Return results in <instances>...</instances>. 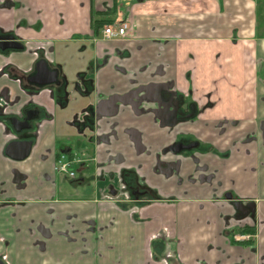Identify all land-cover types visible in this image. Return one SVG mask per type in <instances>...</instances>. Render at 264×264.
<instances>
[{
	"label": "crops",
	"instance_id": "1",
	"mask_svg": "<svg viewBox=\"0 0 264 264\" xmlns=\"http://www.w3.org/2000/svg\"><path fill=\"white\" fill-rule=\"evenodd\" d=\"M5 1L11 6L0 7V29L14 28L25 42L53 39V57L68 85L54 95L27 91L13 77L19 74L8 75L6 68L30 73L34 54L0 55V261L256 264L252 249L229 235L253 222L237 220L233 203L222 197L233 190L264 199V0ZM102 10L115 12L109 17L114 24L130 19L136 27L128 38L106 41L104 59H98L97 49L82 45L90 42L92 13ZM99 61L105 62L93 73L95 89L85 94L81 75ZM154 85L194 90L199 118L166 127L169 120L162 125L155 101H146L140 115L128 104L113 105L117 114L99 120V135L107 137L96 146L102 180L90 181L85 173V181L73 184L61 177L56 160L78 136L88 109ZM29 111L40 113L31 123L34 138L11 123L25 121ZM131 130L140 132L145 151H137ZM187 135L230 156L164 154ZM31 140L26 160L6 155L11 142ZM160 161L178 171L158 173ZM130 169L160 201L126 209L118 197L121 173ZM256 215L264 220V202Z\"/></svg>",
	"mask_w": 264,
	"mask_h": 264
},
{
	"label": "flooded vegetation",
	"instance_id": "2",
	"mask_svg": "<svg viewBox=\"0 0 264 264\" xmlns=\"http://www.w3.org/2000/svg\"><path fill=\"white\" fill-rule=\"evenodd\" d=\"M6 6H11L10 1L0 0V7L5 8ZM114 14L115 12L111 13L107 10L97 11L94 14L92 13L90 19V37L87 39L90 42L89 44L82 45V48L89 50V48L94 47L95 49H97L98 59H104L99 56L102 55V52H104V45L107 44L105 43L106 41L128 38L132 35L136 27L130 19L119 20L117 21L118 23L114 24L115 21L109 18ZM101 20L106 21L103 26H101V24L99 23V21ZM108 21H110L111 24H108ZM122 24L127 25L128 32L126 36L110 39L104 34V30L109 25ZM15 33L16 31L14 30V28L9 31H3L2 29H0V44L3 42H15L21 46L20 49H10L4 47H2V49L0 45V55L6 56L8 54H11L12 52H32V54H34V56L36 57V62L34 64V68L30 73H24L22 71L19 72L14 68L11 69V67H7L6 71L8 70V75L18 73L19 77H13L18 78L17 81H19L21 86L27 91L31 90L39 93L45 89L47 91H50V93L54 95L55 92L60 89H67L68 82L66 80L64 81L63 78L65 77H62L63 73L61 67L60 65L55 63L53 57L55 41L48 37L43 40L34 39L32 40V42H25ZM9 38H12V40L9 41ZM104 62L105 61H99L96 67L92 65V68H90V72L88 71L89 73H84V75H81L82 84L79 85V87L85 89V91H83L85 92V94H88L95 89V79L93 77V73L95 71L98 72V69H100V66ZM41 63H45L47 67L46 72L52 75L48 76V73L44 75V70L40 67L43 66V64ZM85 74H90L92 76H85ZM53 75H55V80L53 82L47 84L40 83L41 81H48V79L50 80ZM126 96L128 97V99L125 100V102H118L119 99H123ZM149 100L156 102L155 105L157 107L154 109V112L157 113L160 121L162 122V125H165V122L169 120V123L166 124V127H174L180 123H187L189 121L196 120L199 118L202 111V109L199 108L194 90L187 91L185 94L173 92L170 85H154L146 89H138L137 91H134L122 97L114 96L113 100L103 101L102 103H100L98 105V108L100 107L99 110H94L92 108L87 110V115H85V117L83 118L84 121H82V125L81 122L80 124L79 122L77 123L78 136H74L72 140L73 143L72 145H70V147L68 146V148L61 150V153L56 160V171L60 172V174L64 178L66 177L68 181L72 182L73 184H80L81 182L85 181L83 177L85 173L88 174L87 179H89L90 177V181L94 180L99 184V181L102 180L100 178L102 171L101 164L98 162L96 155V146L97 144L104 142L107 139L106 136H103L102 134L99 135L100 118H105L108 116L114 117V115H116L118 112V110L115 108V106L118 104H128L134 108V111L138 115H140L142 114L141 106ZM126 102H133L134 104H137V107H134L133 105ZM113 105L115 106L109 109V107H112ZM29 112L35 113L34 115H32L35 118L30 121V126L32 127L31 123L40 117V113L35 111ZM31 127L28 131H30L31 136H33L34 138L36 137L37 131L34 127ZM25 132L26 130H23L20 133ZM130 132L132 133L131 140L136 146L137 151H145L146 145H144L145 143L143 142V138L140 132L138 130H131ZM31 142L34 146L35 141L31 140ZM183 146L188 147L189 149L182 150ZM206 151L215 153L217 156H220L223 159H227L230 156L229 152H218L217 149L212 145L208 147L205 146L200 139H197L193 135L180 136L174 144L164 148L163 150L164 154L171 153L177 156L179 155L185 157L191 156L194 153H205ZM30 155L27 158H29ZM61 161H65L69 164V172H62L60 170ZM176 166L178 165H169L165 162L160 161L156 166V171L165 175H172L174 172L178 171L179 167L177 168ZM125 172H130V174L127 177H124ZM137 173L138 172L134 169L123 170L121 173V181L122 185L124 186V190L123 194L118 198L124 203L129 204L126 207V209L130 208L129 210L135 207L140 208L146 204L161 200L155 190L149 188L145 183H140V177H138ZM234 192L235 191L233 190L227 191L223 195L222 200L233 203L236 211L235 217L237 220L244 221L245 219L250 218L251 222L253 223H247L242 227L233 230L232 232L230 231L229 235L231 236L232 242L236 245L246 246L252 249L253 254L257 257L255 261L256 264H261L262 262H264V256L261 252V240L264 231V220L259 215H256V207L259 203L264 202V199L242 198L239 197L240 195L235 192L237 194L236 195ZM161 232L169 237V231L166 228L162 229ZM168 258L171 259L170 257Z\"/></svg>",
	"mask_w": 264,
	"mask_h": 264
},
{
	"label": "water",
	"instance_id": "3",
	"mask_svg": "<svg viewBox=\"0 0 264 264\" xmlns=\"http://www.w3.org/2000/svg\"><path fill=\"white\" fill-rule=\"evenodd\" d=\"M8 40L11 41L12 38H9ZM0 45H1V48L2 47L10 48V49H20L21 48V46L18 45L17 43H15V42H3ZM41 64H43V66H40V67L44 70V75H46V73H48V72H46L47 71V67H46L45 63H41ZM49 75H52V74L48 73V76ZM52 77L50 78V80L48 79V81H41L40 83H42V84L51 83V82H53L55 80V75H53ZM127 99H128V97L126 96L123 99H119L118 102H125V100H127ZM126 103H129V104L133 105L134 107H137V104H134L133 102H131V103L130 102H126ZM99 108H98V110H99ZM34 114L35 113L29 112L27 114L26 120L23 121V122H21L19 120H16V119H13L11 123H12V126H13L14 130L16 132L20 133L23 130L30 129V127H31L30 126V121H32L35 118V117L32 116ZM32 146H33V143L31 141H13L7 146L6 155L9 158H11V159H13L15 161H23L24 159H26L30 155V153L32 151ZM184 149H189V148L183 146L182 150H184ZM0 264H4V263L0 262Z\"/></svg>",
	"mask_w": 264,
	"mask_h": 264
},
{
	"label": "built area",
	"instance_id": "4",
	"mask_svg": "<svg viewBox=\"0 0 264 264\" xmlns=\"http://www.w3.org/2000/svg\"><path fill=\"white\" fill-rule=\"evenodd\" d=\"M128 28L126 24L122 25H109L105 30L104 34L110 38V39H115L119 37H124L127 35ZM60 170L62 172H69L70 171V166L67 162L61 161L60 163Z\"/></svg>",
	"mask_w": 264,
	"mask_h": 264
},
{
	"label": "trees",
	"instance_id": "5",
	"mask_svg": "<svg viewBox=\"0 0 264 264\" xmlns=\"http://www.w3.org/2000/svg\"><path fill=\"white\" fill-rule=\"evenodd\" d=\"M97 23H98V21H97ZM99 23L101 24V26H103L106 23V21L105 20H101V21H99ZM107 23L111 24L110 21H108ZM129 174H130V172H125L124 177H127Z\"/></svg>",
	"mask_w": 264,
	"mask_h": 264
},
{
	"label": "rangeland",
	"instance_id": "6",
	"mask_svg": "<svg viewBox=\"0 0 264 264\" xmlns=\"http://www.w3.org/2000/svg\"><path fill=\"white\" fill-rule=\"evenodd\" d=\"M61 177H63V176L61 175Z\"/></svg>",
	"mask_w": 264,
	"mask_h": 264
}]
</instances>
